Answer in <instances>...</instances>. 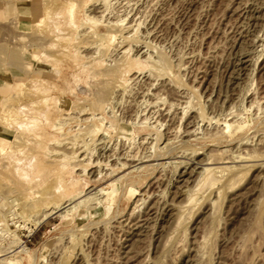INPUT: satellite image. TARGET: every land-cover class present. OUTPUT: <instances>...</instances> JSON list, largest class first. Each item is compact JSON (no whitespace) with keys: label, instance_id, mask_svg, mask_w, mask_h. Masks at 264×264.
<instances>
[{"label":"rangeland","instance_id":"obj_1","mask_svg":"<svg viewBox=\"0 0 264 264\" xmlns=\"http://www.w3.org/2000/svg\"><path fill=\"white\" fill-rule=\"evenodd\" d=\"M92 3L0 0V250L14 241L26 250L14 244L4 264H264V0H114L115 29L91 24ZM88 129L96 133L85 138ZM226 166L171 231L203 169ZM47 187L46 204H31ZM90 195L102 199L37 223L60 200Z\"/></svg>","mask_w":264,"mask_h":264},{"label":"bare ground","instance_id":"obj_2","mask_svg":"<svg viewBox=\"0 0 264 264\" xmlns=\"http://www.w3.org/2000/svg\"><path fill=\"white\" fill-rule=\"evenodd\" d=\"M88 1V0H87ZM93 2L92 4H93V6H91V7H93L92 9H91V11L92 12H94V13H97V14H99V18H98V20H96V19H94V18H89L90 19V21H91V24H93V25H98L99 24V26H104V27H115V26H117L118 24H120V23H123V20H120V19H118V20H114L113 18V20H111V17H109V15H111L112 14V12H113V10H115V8L113 7V3H112V1H114V0H89V2ZM67 4V3H66ZM116 4V3H115ZM117 4H119V3H117ZM153 4V3H152ZM80 6V5H79ZM78 5H77V3H75V2H73V3H71L70 4V8L68 9V16L70 17V18H72V16H73V10H75L77 7H79ZM90 6V5H89ZM129 6V5H128ZM114 8V9H113ZM73 9V10H72ZM117 9V8H116ZM119 9H120V7H119ZM57 10V9H56ZM47 11V10H46ZM90 11V10H89ZM116 11V10H115ZM114 11V12H115ZM124 11V10H123ZM53 12V11H52ZM58 12V11H57ZM60 12V11H59ZM76 12V11H75ZM243 12V11H242ZM89 13V12H88ZM122 13V12H121ZM54 14H55V12H54ZM57 14V13H56ZM60 14V13H59ZM59 14H58V16H59ZM116 14V13H115ZM52 16V15H51ZM53 17H54V15H53ZM68 17V18H69ZM127 17V16H126ZM117 19V18H116ZM65 21H66V19H65ZM64 22V21H63ZM66 22H68V19H67V21ZM65 22V23H66ZM74 22V21H73ZM72 22V23H73ZM133 23V22H132ZM140 23V22H139ZM101 24V25H100ZM69 25H70V22H69ZM73 24H71V26H72ZM44 26V25H43ZM43 26H42V28H43ZM58 26V25H57ZM57 26H55V27H57ZM81 26V25H80ZM79 26V27H80ZM138 26V25H137ZM40 27V26H39ZM86 27V26H85ZM119 27V26H118ZM54 28V27H53ZM58 28V27H57ZM57 28H54V29H56L57 30ZM84 28V27H83ZM79 29V28H78ZM77 29V32H79V30ZM115 29V28H114ZM82 30H84V29H82ZM112 29H110V31H111ZM43 31H44V29H43ZM89 31V30H88ZM96 32H95V38H98L99 40H104V38H105V36L104 35H100L99 34V32H98V29L97 30H95ZM113 31V30H112ZM40 32H41V30H40ZM47 32V31H46ZM49 32V31H48ZM47 32V33H48ZM55 32V31H54ZM59 32V31H58ZM90 32V31H89ZM114 32H116V31H114ZM113 32V33H114ZM44 33V32H43ZM84 33V32H83ZM82 33V34H83ZM86 33H87V31H86ZM85 33V34H86ZM88 34V33H87ZM92 34V33H91ZM116 34H118V33H116ZM115 34V35H116ZM122 34V33H121ZM37 35V34H36ZM47 36L49 35V34H46ZM45 35V36H46ZM77 35V34H76ZM79 35V34H78ZM78 35H77V37H78ZM93 35V36H94ZM106 35V34H105ZM44 36V37H45ZM65 36V34H63V39L65 38L64 37ZM131 36V35H130ZM39 37V36H38ZM85 37V36H84ZM43 38V37H42ZM75 38V37H74ZM111 38H114V36H111ZM147 38V37H146ZM40 39V38H39ZM38 39H36V41H37ZM42 40V39H41ZM75 40V39H74ZM112 40H114V39H112ZM38 41H40V40H38ZM43 41V40H42ZM41 41V42H42ZM100 42V41H99ZM103 43V42H102ZM109 44V43H108ZM112 44V43H111ZM94 45V44H93ZM96 45V44H95ZM101 45H103V44H101ZM101 45L100 44H97L95 47H96V50H94V51H96V52H94V55H96V57L98 56V58H100L101 57V55H102V52L101 51H103V46L101 47ZM120 45V44H119ZM59 47V46H58ZM89 47V46H88ZM94 47V46H93ZM264 47V46H263ZM57 49V48H56ZM93 51V50H92ZM132 51V50H131ZM259 51V50H258ZM141 52V51H140ZM41 55V54H40ZM79 55V54H78ZM1 56V55H0ZM83 56V55H82ZM91 56V55H90ZM100 56V57H99ZM120 56V55H119ZM84 57V56H83ZM96 57H95V59H96ZM149 57V56H148ZM161 57H163V56H161ZM244 57V56H243ZM89 58V57H88ZM5 59V58H4ZM149 59V58H148ZM98 60V59H97ZM107 60V59H106ZM151 60V59H150ZM250 60V59H249ZM96 61V60H95ZM99 61V60H98ZM143 61V60H142ZM153 61V60H152ZM157 61V60H156ZM56 62V61H55ZM155 62V61H154ZM160 62V61H159ZM162 62V61H161ZM161 62H160V64H161ZM164 62H166V61H164ZM97 63V62H96ZM146 63V62H145ZM156 63H158V61L156 62ZM243 63H247L246 61H244L243 60V62H242V64ZM108 64V63H107ZM126 64V63H125ZM125 64H123V65H125ZM148 64H150V62L148 63ZM155 64V63H154ZM153 64V65H154ZM159 64V63H158ZM157 65V64H156ZM156 65H154V66H156ZM165 65V64H164ZM86 66V65H85ZM162 66H163V63H162ZM107 67V66H106ZM118 67H120V66H118ZM121 67L123 68L124 66H122V64H121ZM156 67H160V66H156ZM156 67H154L156 70H158ZM128 68V67H127ZM118 69V68H117ZM164 69H165V66H164ZM118 70H120V69H118ZM150 70H152V69H150ZM149 70V71H150ZM163 70V69H162ZM184 70V69H183ZM121 71V70H120ZM129 71V70H128ZM116 72H118L117 70H114V69H106L105 70V73H103L104 75L106 74V75H110V76H113V75H115V73ZM154 72V71H153ZM126 74H127V72H125ZM149 74V73H148ZM163 74V73H162ZM103 75V76H104ZM120 75V74H119ZM123 75V74H122ZM147 76V75H146ZM164 77V76H163ZM131 78V77H130ZM151 78V77H150ZM121 80H123V78L121 79ZM157 80V79H156ZM115 81H116V79H115ZM107 82V81H106ZM118 82H119V80H118ZM98 83H100V82H98ZM98 83H96V84H98ZM102 83V82H101ZM100 83V84H101ZM116 83H117V81H116ZM122 82H120L119 84H121ZM125 83V81L122 83V84H124ZM169 83V82H168ZM99 84V85H100ZM21 85V84H20ZM115 85H118V84H115ZM126 85H127V81H126ZM89 86V85H88ZM121 86V85H120ZM98 87V86H97ZM100 87H102V84H101V86ZM116 87V86H115ZM122 87V86H121ZM125 87V86H124ZM117 88H118V86H117ZM120 88V87H119ZM118 88V89H119ZM116 89V88H115ZM121 89V88H120ZM119 89V90H120ZM124 89V88H123ZM178 89V88H177ZM126 90V89H125ZM135 90V89H134ZM108 91V90H107ZM130 91V90H129ZM163 91V90H162ZM98 92V91H97ZM105 92H106V89H105V91L104 90H102V95L104 96V94H105ZM113 92V91H112ZM123 92V91H122ZM179 92V91H178ZM107 93V92H106ZM123 93H125V91L123 92ZM131 93V92H130ZM134 93V92H133ZM143 93V92H142ZM96 94V93H95ZM99 94V93H98ZM115 94V93H114ZM148 94V93H147ZM184 94V93H183ZM188 94V93H187ZM28 95V94H27ZM101 95V96H102ZM106 95V94H105ZM14 96H16V95H14ZM94 96V95H93ZM99 96V95H98ZM128 96V95H127ZM134 96V95H133ZM143 96V95H142ZM180 96V95H179ZM107 96H105V98H106ZM125 97V96H124ZM15 98V97H14ZM122 98V97H121ZM164 98V97H163ZM104 99V98H103ZM108 99V98H107ZM8 100V99H7ZM7 100H5V101H7ZM157 100V99H156ZM254 100V99H253ZM102 101V100H101ZM108 101V100H107ZM117 101V100H116ZM127 101V100H126ZM8 102H9V100H8ZM104 102V101H103ZM102 102V103H103ZM161 102V101H160ZM105 103V102H104ZM156 103V102H155ZM163 103V102H162ZM194 103V102H193ZM4 105L2 106V108L5 106V103H3ZM7 104V103H6ZM153 104H154V102H153ZM157 104V103H156ZM259 104V103H258ZM2 105V104H1ZM116 105V104H115ZM147 105V104H146ZM151 105V104H150ZM162 105V104H161ZM189 105H190V103H189ZM194 105V104H193ZM19 106V105H18ZM24 106V105H23ZM22 106V107H23ZM149 106V105H148ZM152 106V105H151ZM157 106V105H156ZM171 106H174V105H170V107ZM249 106H250V104H249ZM256 106V105H255ZM255 106L253 107H249V109L250 108H255ZM258 106V105H257ZM33 107V106H32ZM80 107V106H79ZM158 107V106H157ZM167 107V106H166ZM175 107V106H174ZM187 107V106H186ZM189 107H191V106H189ZM1 108V109H2ZM5 109H8V108H10L9 106H8V108H6V106L4 107ZM4 108H3V110H4ZM148 108V107H147ZM169 108V107H168ZM184 108V107H183ZM182 108V109H183ZM188 108V107H187ZM231 108V107H230ZM18 109V108H17ZM23 109V108H22ZM22 109H20V110H22ZM119 109V108H118ZM134 109V108H133ZM157 109V108H156ZM177 109H178V107H177ZM176 109V110H177ZM191 109V108H190ZM260 110L261 108H257V110ZM2 110V111H3ZM19 110V109H18ZM84 110V109H83ZM169 110V109H168ZM5 111V110H4ZM171 111V110H170ZM187 111V110H186ZM186 111H183L182 112V114L184 113V112H186ZM15 112V111H14ZM21 112V111H20ZM20 112H18L19 114H20ZM80 112V111H79ZM135 112V111H134ZM165 112H166V110H165ZM233 112V111H232ZM257 112H260V111H257ZM5 113V112H4ZM16 113V112H15ZM14 113V114H15ZM78 113V112H77ZM47 114V113H46ZM81 114V113H80ZM181 114V115H182ZM187 114V113H186ZM228 114V113H227ZM233 115H234V113H232ZM258 114V113H257ZM141 115V114H140ZM184 115V114H183ZM10 116V121H12V123H14V122H16L15 121V119H14V115H9ZM64 116V115H63ZM7 117V116H6ZM65 117V116H64ZM67 117V116H66ZM110 117V116H109ZM136 117H138V116H136ZM238 117V116H237ZM68 118V117H67ZM75 118V117H74ZM153 118V117H152ZM183 118V117H182ZM186 118V117H185ZM7 119V118H6ZM61 119V118H60ZM100 119V118H99ZM139 119V118H138ZM179 119V118H178ZM2 120V119H1ZM85 120V119H84ZM83 120V121H84ZM97 120V119H96ZM14 121V122H13ZM59 121V120H58ZM60 121H62V122H59V124H63V123H67L68 121H67V119L65 118V119H61ZM82 121V120H81ZM100 121V120H99ZM139 121V120H138ZM147 121V120H146ZM180 122V121H179ZM11 122H10V124H12ZM140 123V122H139ZM156 123V122H155ZM158 123V122H157ZM156 123V124H157ZM17 126H19V127H21V125L19 124V123H15ZM57 124V123H56ZM154 124V123H153ZM159 124V123H158ZM157 124V125H158ZM178 124V123H177ZM14 125V124H13ZM55 125V124H54ZM53 125V126H54ZM140 125V124H139ZM194 125V124H193ZM153 126V125H152ZM159 126V125H158ZM157 126V127H158ZM181 126V125H180ZM196 126V125H195ZM17 128L18 130L20 129V128ZM23 127V126H22ZM57 127H59V126H57ZM56 127V129H58ZM61 127H63V126H61ZM185 127V126H184ZM10 128V127H9ZM25 128V127H24ZM156 128V127H155ZM78 129V128H77ZM81 129V128H80ZM90 129V128H89ZM88 129V131L86 132V133H84L83 135L85 136V138H86V136H87V138L88 137H92V135L93 134H95L96 133V130H89ZM160 129V128H159ZM86 130V129H85ZM177 130H178V127H177ZM190 130V129H189ZM220 130V129H219ZM222 130V129H221ZM84 131V130H83ZM20 132H21V130H20ZM177 132H180V131H177ZM176 132V133H177ZM187 132V131H186ZM23 133V132H22ZM174 133V132H173ZM261 133V132H260ZM259 133V134H260ZM178 134V133H177ZM203 134V133H202ZM218 134V133H217ZM262 134H264V133H262ZM83 135H81L82 137H83V140H82V146H81V148H85V147H87V144L84 142V140H85V138H84V136ZM191 135V134H190ZM75 136H78V137H80L79 135H75ZM178 136V135H177ZM194 136V135H193ZM257 137L256 138H258V135H256ZM15 137V139L17 140L18 138V136L16 137V136H14ZM184 137V136H183ZM192 137V136H191ZM195 137V136H194ZM204 137V136H203ZM214 137H216V136H214ZM260 137V136H259ZM74 138V137H73ZM73 138L71 139V140H73ZM81 138V137H80ZM102 138H103V136H102ZM178 138H180V136L178 137ZM254 138V137H253ZM252 138V139H253ZM255 138V139H256ZM264 138V137H263ZM262 138V135H261V139H263ZM15 139H13V142H15ZM82 139V138H81ZM177 139V138H176ZM259 139V138H258ZM261 139L259 140V141H261ZM96 140V139H95ZM74 141V140H73ZM81 141V140H80ZM86 141H88V140H86ZM98 141V140H97ZM17 142L19 143V140H17ZM31 142V141H30ZM75 142H78V140L77 141H75ZM90 142H91V140H90ZM90 142H88V145H89V143ZM92 142H93V140H92ZM135 142V141H134ZM17 143V144H18ZM99 143V142H98ZM244 143V142H243ZM243 143H241V145L243 144ZM248 143V142H247ZM246 143V144H247ZM258 143V142H257ZM16 144V143H15ZM56 144V143H55ZM63 144V143H62ZM76 144V143H75ZM135 144V143H134ZM72 145V144H71ZM90 145H91V143H90ZM104 145V144H103ZM254 145V144H253ZM256 145V144H255ZM62 146V145H61ZM76 146V145H75ZM248 146V145H247ZM246 146V147H247ZM259 146V145H258ZM12 147H14V146H12ZM12 147H10V148H12ZM50 147V146H49ZM76 147H78V146H76ZM91 147V146H90ZM132 147V146H131ZM256 147V146H255ZM68 148V147H67ZM109 148V147H108ZM114 148V147H113ZM137 148V147H136ZM239 147L237 146V149H238ZM242 148H243V145H242ZM13 149V148H12ZM72 149H73V145H72ZM78 149V148H77ZM148 149V148H147ZM236 149V148H235ZM241 149V148H240ZM10 150V149H9ZM68 150H69V148H68ZM91 150V149H90ZM93 150V149H92ZM259 150V149H258ZM11 151V150H10ZM55 151H57V150H55ZM63 151H65V150H63ZM72 151H74V149L72 150ZM110 151H112V150H110ZM129 151V150H128ZM237 151V150H236ZM7 151H4V150H2V152L0 153V156L1 157H5L6 155H8V153H6ZM66 152V151H65ZM77 152V151H76ZM92 152V151H91ZM113 152V151H112ZM146 152V151H145ZM247 152V151H246ZM251 152V151H250ZM254 152V151H253ZM52 153H54V152H52ZM63 152H61V156L59 155V152H58V157L56 156L55 157V159L57 158H62V162L65 160V159H67V156L64 154H62ZM89 153V152H88ZM107 153V152H106ZM114 153V152H113ZM130 153V152H129ZM135 153V152H134ZM229 153V152H228ZM245 153V152H244ZM255 153V152H254ZM258 153H259V151H258ZM257 153V154H258ZM262 153V152H261ZM260 153V154H261ZM264 153V152H263ZM69 154V153H68ZM67 154V155H68ZM93 154V153H92ZM116 154V153H115ZM125 154V153H124ZM131 154V153H130ZM138 154V153H137ZM136 154V155H137ZM152 154V153H151ZM224 154V153H223ZM232 154H234V153H232ZM71 155V154H70ZM82 155V154H81ZM90 155H91V153H90ZM134 155V154H133ZM144 155V154H143ZM209 155V154H208ZM55 156V155H54ZM72 157H71V159H70V156H69V159L70 160H73V158L75 159V158H78L80 155L79 154H74L73 152H72V155H71ZM107 156V155H106ZM112 156V155H111ZM131 155H129L128 157H130ZM138 156V155H137ZM192 156V155H191ZM236 156H238V158H241V159H243V157H241V155H240V157H239V155H236ZM8 157V156H7ZM85 156H83V158H84ZM100 157V156H99ZM120 157V156H119ZM122 157V156H121ZM141 157V156H140ZM175 157V156H174ZM221 157V156H220ZM80 158V157H79ZM88 158L90 159V156L88 155ZM135 157L133 156V158H131L132 160L134 159ZM144 158V157H143ZM148 158V157H147ZM150 158V157H149ZM181 158V157H180ZM193 158V157H192ZM237 158V157H236ZM246 158V157H245ZM249 158V157H248ZM2 159V158H1ZM0 159V160H1ZM69 159H68V161H69ZM82 158H80V160H81ZM86 159V158H85ZM106 159V158H105ZM113 159V158H112ZM124 159V158H123ZM142 159V158H141ZM208 159H210V158H208ZM79 160V159H78ZM96 160V159H95ZM106 160H108V159H106ZM105 160V161H106ZM136 160V159H135ZM134 160V161H135ZM140 160V159H139ZM212 160V159H211ZM231 160H232V158H231ZM238 160H240V159H237L236 161H238ZM243 160H245V159H243ZM9 161V160H8ZM61 161V160H60ZM66 161V160H65ZM82 161V160H81ZM87 161V160H86ZM122 161V160H121ZM130 161V160H129ZM205 161V160H204ZM235 161V160H234ZM233 161V162H234ZM242 161V160H241ZM240 161V162H241ZM246 161V160H245ZM16 163V165H17V161H15ZM67 162V161H66ZM110 162V161H109ZM137 162H139L138 160H137ZM215 162V161H214ZM224 162V161H223ZM243 162V161H242ZM22 163V162H21ZM85 163V162H84ZM87 163V162H86ZM119 163H120V161H119ZM119 163H116V164H119ZM127 163H129V162H127ZM200 163V162H199ZM211 163V162H210ZM0 164H2V163H0ZM7 164V166H11V162H8V163H6ZM20 164V163H19ZM18 164V165H19ZM34 164V163H33ZM124 164V163H123ZM179 164V163H178ZM242 164V163H241ZM61 165V164H60ZM68 165H69V163H68ZM72 165V164H71ZM70 165V166H71ZM85 165V164H84ZM98 165V164H97ZM120 165V164H119ZM121 165H122V162H121ZM130 165H132V164H130ZM130 165H128V166H130ZM259 165V164H258ZM55 166V165H54ZM62 166H65V164L63 163L62 164ZM75 166V165H74ZM125 166H127V165H125ZM132 166H134V165H132ZM182 166V165H181ZM187 166V165H186ZM199 166V165H198ZM261 166V165H260ZM260 166H258V167H260ZM3 168H5V165H3L2 166ZM8 167V168H9ZM12 167H13V169L14 170H16V167L15 166H13L12 165ZM60 167V166H59ZM67 167V166H66ZM73 167V166H72ZM91 167V166H90ZM112 167V166H111ZM116 167V166H115ZM124 167V166H123ZM135 167V166H134ZM169 167V166H168ZM179 167V166H178ZM214 167V166H213ZM65 168V167H64ZM122 168V167H121ZM236 167H234V169H235ZM262 168V167H261ZM264 168V167H263ZM6 169V168H5ZM10 169V168H9ZM22 169H24V168H22ZM21 169V170H22ZM26 169V168H25ZM40 169V168H39ZM217 169H219L220 171H217ZM238 169V168H237ZM236 169V170H237ZM10 170H12V168L10 169ZM27 170V169H26ZM30 170H31V168H30ZM51 170V169H50ZM69 170H71V169H69ZM233 170V167H228V166H226V167H221V168H205V169H203V171H202V173L200 174V177H201V179H199V181H198V183L195 185V187L194 188H192V190H190L189 191V189H188V191L187 190H185V191H187L188 193L186 194V192H185V195H187L186 197L187 198H185L186 199V201H185V204H183V205H178V206H175V211H177V214H178V216L176 217V219L173 221V227H172V229L173 230H171V231H176V230H178L179 229V227H180V225H181V221L182 222H185V221H183V220H181V217L183 218V216H181L185 211H188L189 212V208L192 206V204L193 203H195V198H196V196H198V194H200V192L202 193V190H203V188H205V186H207V188L208 187H212V186H214V185H216V183L219 181V177L217 178L216 176H215V173H217V172H219V173H230L231 171ZM235 170V171H236ZM9 171V170H8ZM23 171V170H22ZM40 171V170H39ZM82 171V170H81ZM99 171V170H98ZM119 171V170H118ZM199 171V170H198ZM234 171V172H235ZM41 172V171H40ZM54 172H55V170H54ZM62 172V171H61ZM84 172H86V171H84ZM84 172H83V174H84ZM110 172V171H109ZM114 172V171H113ZM116 172V171H115ZM233 172V173H234ZM15 173V172H14ZM187 173H189V174H191L190 172H187ZM236 173V172H235ZM186 173H184L183 175H181V177L183 178V177H185L186 175H185ZM194 174V173H193ZM23 175H24V173H23ZM58 175V174H57ZM60 175H61V173H60ZM89 175V174H88ZM102 175V174H101ZM128 175V174H127ZM192 175V174H191ZM221 175V174H220ZM224 175V174H223ZM228 175V174H227ZM196 176H197V174H196ZM226 176V175H225ZM57 177V176H56ZM193 177V176H192ZM191 176H189L188 175V178H187V180L188 179H190V178H192ZM29 178V177H28ZM59 178V177H58ZM113 178V177H112ZM238 178V177H237ZM236 178V179H237ZM239 178H240V176H239ZM60 180H61V178H59ZM59 179H58V181H59ZM186 179V178H185ZM194 179V178H193ZM235 179V178H234ZM54 180V179H53ZM120 179H117V180H115L116 182H118ZM192 180V179H191ZM197 180V179H196ZM158 181V180H157ZM182 181H186V180H182ZM238 180H232V182L231 183H229V184H231V187H234V186H232V185H234V184H236V182H237ZM54 182H55V180H54ZM61 182V181H60ZM194 182H195V180H194ZM262 182V181H261ZM260 182V183H261ZM53 184V183H52ZM188 184V183H187ZM186 184V185H187ZM228 184V183H227ZM33 185V184H32ZM43 185V184H42ZM41 185V186H42ZM45 185V184H44ZM47 185V184H46ZM61 185V184H60ZM50 186H52V185H49V187ZM68 186V185H67ZM73 186V185H72ZM49 187H47L48 189L46 190V191H44V190H42V191H39L38 193H35V195H36V197L34 196V198L31 200V204H33V203H35V199H41L43 202H44V204H46L45 202L47 201V199L49 200V197L48 196H53L54 195V193H53V190L51 189V188H49ZM55 187V186H54ZM61 187V186H60ZM70 187V186H69ZM192 187V186H191ZM32 188H34V187H32ZM45 188V187H44ZM52 188H53V186H52ZM63 188H65V189H67L66 187H63ZM61 190V188H59L58 187V189L57 190ZM65 189H64V191H65ZM177 189V188H176ZM186 189V188H185ZM31 191H33V189H30ZM63 190V189H62ZM61 190V191H62ZM74 190V189H73ZM179 190V189H178ZM226 190H228V188L226 189ZM52 191V192H51ZM55 191H56V189H55ZM5 192H6V190H5ZM9 192V191H8ZM101 192H103L102 190H101ZM100 192V193H101ZM207 192V191H206ZM205 192V193H206ZM10 193V192H9ZM53 195H52V194ZM93 193V192H92ZM97 192H95L94 194H96ZM98 193H99V191H98ZM204 193V192H203ZM203 193H202V195H203ZM227 193V192H226ZM93 194V195H94ZM104 194V193H103ZM102 194V195H103ZM73 195H75V194H73ZM93 195L91 196H88V197H85L84 199H82L81 201H79V202H77V203H74L76 200H79L80 198L79 197H76V196H72V197H69L67 200H65L64 202H62L63 200H60V203L59 202H57V203H55L54 205V207L53 208H50V209H47V210H45V211H41V215L40 214H38V219H37V223L38 224H40L42 221H44L45 219H47L50 215H52V214H54V213H57V212H61V213H66V212H72V211H74V210H76L77 209V207H81V206H85V205H90V202H91V204H93V203H95V201H97L98 199H100L99 198V196H98V198L97 197H93ZM78 196V195H77ZM84 196V195H83ZM185 197V196H184ZM198 198V197H197ZM102 199V198H101ZM199 199V198H198ZM30 200V199H29ZM57 200H59V199H57ZM211 200V199H210ZM56 201V200H55ZM54 201V202H55ZM94 201V202H93ZM7 202V201H6ZM18 202V201H17ZM99 202H100V200H99ZM98 202V203H99ZM10 203V202H9ZM23 203V202H22ZM53 203V202H52ZM196 203H198V200H197V202ZM4 204V203H3ZM31 204H29V206H31ZM181 204V203H180ZM209 204V203H208ZM25 205H26V203H25ZM42 205H43V203H42ZM94 205V204H93ZM96 205V204H95ZM9 206V205H8ZM45 206V205H44ZM49 207H50V204L48 205ZM48 206H47V208H48ZM135 206V205H134ZM4 207H5V204H4ZM26 208L28 207L27 205L25 206ZM33 207V206H32ZM152 207V206H151ZM208 207V206H207ZM210 207H211V209L214 211V209H215V207H217V206H215V204L214 203H210ZM26 208H24V211H25V209ZM88 208H91V207H88ZM210 209V208H209ZM217 209V208H216ZM6 210V209H5ZM33 210H34V208H33ZM191 211H192V209H190ZM24 211L22 212L21 211V213H24ZM173 211V210H172ZM190 211V212H191ZM211 211V210H210ZM209 211V212H210ZM216 211V210H215ZM35 212V211H34ZM187 212V213H188ZM217 212H218V210H217ZM13 213V212H12ZM30 213V215H28V216H31V214H33V213H31V211L29 212ZM27 211H26V214H29ZM211 213V212H210ZM214 214H215V212H213ZM5 214H7L6 212H5ZM25 214V213H24ZM35 214V213H34ZM171 214V213H170ZM213 214V215H214ZM183 215H185V214H183ZM188 216H190V215H188ZM212 216V215H211ZM24 217V216H23ZM32 217V216H31ZM175 217V216H174ZM185 217H186V215H185ZM34 218V217H33ZM208 218V217H207ZM35 219V220H36ZM173 219V218H172ZM1 220H3V219H1ZM170 222H171V220H170ZM183 224V223H182ZM4 226V225H3ZM93 232V231H92ZM207 232V231H206ZM210 232V231H209ZM184 233V232H183ZM2 235V234H1ZM168 235H169V233H168ZM171 235V234H170ZM204 235H206V234H204ZM203 235V238H200V239H202L201 240V242L199 243V245H198V251H197V258H199V259H201V257H203L202 255H205V254H203V252H204V250L207 248H205V246H206V244H207V236H204ZM184 236V235H183ZM182 236V237H183ZM180 239V238H179ZM169 240L167 239L166 240V242H168ZM178 243H180V242H178ZM14 244L15 245H17L16 246V249L17 248H20L21 250L20 251H26L25 250V248L23 247V246H21V245H18L19 244V242L17 243V241H14V242H12L11 244H9V245H11V246H9V248H5V249H3V250H0V258H1V261L0 262H2V264H4V260H2L3 258L2 257H4L5 255H3L2 253L4 252L5 253V251H7L8 249H10V248H12L13 246H14ZM185 244V243H184ZM177 245V244H176ZM175 245V246H176ZM14 251H16L17 252V250H14ZM11 252H13V251H11ZM7 253V252H6ZM9 253V252H8ZM18 253H21V252H19L18 251ZM195 256V255H194ZM193 256V257H194ZM167 259V258H166ZM17 261V260H16ZM204 261V260H203ZM15 262V261H14ZM196 262V261H195ZM7 264V263H6ZM16 264V263H15Z\"/></svg>","mask_w":264,"mask_h":264}]
</instances>
